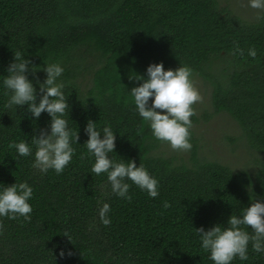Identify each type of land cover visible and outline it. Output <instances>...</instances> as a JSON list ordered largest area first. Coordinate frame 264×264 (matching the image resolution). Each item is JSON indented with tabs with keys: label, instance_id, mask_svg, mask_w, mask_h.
Wrapping results in <instances>:
<instances>
[{
	"label": "trees",
	"instance_id": "obj_1",
	"mask_svg": "<svg viewBox=\"0 0 264 264\" xmlns=\"http://www.w3.org/2000/svg\"><path fill=\"white\" fill-rule=\"evenodd\" d=\"M236 45L244 55L235 54ZM249 47L256 57L247 55ZM16 51L36 65H63L69 126L79 129L81 144L59 174L32 168L33 158L8 144L29 140L50 117L35 121L24 108H4L0 88V183L33 187L29 220L0 217V264H213L195 228L226 223L248 205L249 184L252 194L264 196V159L254 172L208 160L192 128L188 161L158 153L163 142L135 112L128 88L139 82L128 77L132 70L143 74L150 62L187 63L209 83L214 112L228 113L264 155V13L248 18L220 0H0V80ZM88 119L112 126L115 151L158 179L157 197L135 185L130 200L117 197L103 175L91 173L93 158L82 145ZM191 119L194 125L201 117L195 111ZM101 198L112 209L107 226L97 216ZM232 264H264V254L249 244L248 260Z\"/></svg>",
	"mask_w": 264,
	"mask_h": 264
},
{
	"label": "clouds",
	"instance_id": "obj_2",
	"mask_svg": "<svg viewBox=\"0 0 264 264\" xmlns=\"http://www.w3.org/2000/svg\"><path fill=\"white\" fill-rule=\"evenodd\" d=\"M247 4L259 10L257 17L261 18L264 0H247ZM235 54L244 55V49L236 45ZM247 55L256 57V48L249 47ZM5 71L7 74L0 80V88L6 97L4 108H24L35 121L42 113L50 117L45 128L33 129L34 134L29 140H12L8 147L15 149L18 156L32 157V168L41 173L49 169L57 174L63 172L76 152L73 145L81 144L79 129L77 131L69 126L71 105L64 91L63 65L57 61L36 65L16 51ZM37 71H43V80L36 76ZM29 73L35 78V83L29 78ZM128 78L139 82L128 88L129 97L152 137L167 143L173 150L189 151L192 147L191 117L195 115L193 105L202 100L194 84L191 66L180 62L176 68H165L163 61L150 62L143 74L132 70ZM84 133L87 139L82 145L93 158L91 173L106 178L111 194L130 200L129 189L135 185L149 197L159 195L158 179L142 163L137 166L134 159L126 160L115 151L116 132L110 124L98 126L96 121L88 119ZM112 153H117L119 158L110 155ZM249 186L248 205L241 207L238 213H232L226 223L214 224L207 230L203 226L195 228L200 248L208 253V259L213 264H232L235 259L247 261L249 244L253 252L264 254V196L258 198ZM100 188L104 193L105 185H100ZM32 197L33 187L27 181L0 183V217L29 220L33 210L30 203ZM164 207H168L167 202ZM111 210L106 199H98L97 216L105 226L111 223ZM64 235L71 242L70 235L67 232ZM72 254V250L68 249L67 255ZM60 255H65L63 249Z\"/></svg>",
	"mask_w": 264,
	"mask_h": 264
},
{
	"label": "rangeland",
	"instance_id": "obj_3",
	"mask_svg": "<svg viewBox=\"0 0 264 264\" xmlns=\"http://www.w3.org/2000/svg\"><path fill=\"white\" fill-rule=\"evenodd\" d=\"M221 5L230 7L236 14L253 18L259 10L248 7L247 0H220ZM219 61V60H218ZM179 65L173 64L171 68ZM194 84L202 100L195 103L196 114L201 120L192 126L194 137L198 140L199 153L208 160L228 164L234 169L255 171L264 155L251 148L242 136L239 124L226 112L215 113L211 104V87L198 75L193 76ZM83 83V81H82ZM205 114L212 115L203 119ZM158 153L176 155L188 161L187 151L173 150L167 143L161 144Z\"/></svg>",
	"mask_w": 264,
	"mask_h": 264
}]
</instances>
